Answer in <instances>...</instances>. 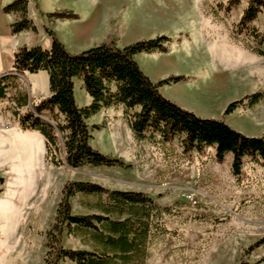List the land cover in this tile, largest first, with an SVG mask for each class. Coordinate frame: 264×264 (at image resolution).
Segmentation results:
<instances>
[{
  "label": "rangeland",
  "instance_id": "obj_1",
  "mask_svg": "<svg viewBox=\"0 0 264 264\" xmlns=\"http://www.w3.org/2000/svg\"><path fill=\"white\" fill-rule=\"evenodd\" d=\"M27 1V17L35 32L23 31L15 49L8 50L3 43L4 58L9 59L10 51L13 55L23 46L49 47L45 29L54 32L72 54L103 42L113 41L121 48L166 36L165 52L135 56L147 76L185 77L160 87V93L197 116L222 120L248 136L263 134L264 55L255 52L258 47L251 37L234 31L247 6L245 0L228 12L224 9L229 0ZM57 10L71 11L75 17L51 20L47 15ZM252 26L263 33L262 17ZM260 49L264 50V42ZM151 57L159 59L148 61ZM5 65L6 61L0 60V68ZM12 72L11 67L8 73ZM32 77L37 80L34 89ZM254 93H261L262 98L248 105L243 99ZM74 94L78 107L91 101L78 80ZM47 95V74L30 76L25 72L0 100V178L4 181L0 264H44L46 234L62 187L71 181L143 193L158 206L142 247L125 262L114 258L111 264H254L264 260V244L255 246L264 236V167L245 161L240 176L234 177L230 154L218 162L210 147L185 154L178 139L169 143L160 142L158 136L136 140L121 106L101 109L87 120L89 143L104 155L120 158L129 169L55 167L45 158L43 137L22 130L16 116L33 110ZM238 100H243L242 104L223 114L228 104ZM100 202L105 203V197L76 195L70 199L71 212L99 215L92 206ZM59 246L98 254L105 250L82 230L64 229Z\"/></svg>",
  "mask_w": 264,
  "mask_h": 264
},
{
  "label": "trees",
  "instance_id": "obj_2",
  "mask_svg": "<svg viewBox=\"0 0 264 264\" xmlns=\"http://www.w3.org/2000/svg\"><path fill=\"white\" fill-rule=\"evenodd\" d=\"M239 1L229 0L224 11L228 12ZM245 1L247 6L234 25V31L251 37L258 47L255 52L263 56L264 50L260 46L264 42V30L259 33L252 23L261 16L264 28V0ZM27 3V0H13L2 8L3 12L18 16L10 25L12 35L27 30L35 32L31 19L27 17ZM47 16L51 20L75 17L68 10H57ZM45 33L50 39L49 47L23 46L14 53L13 72L0 76V100L6 97L7 89L18 75L47 73L48 95L39 100L33 110L16 116L22 130L34 131L43 137L45 158L51 165H66L71 169H129L131 166L120 158L104 155L89 143L91 136L87 120L101 109L121 106L127 126L136 140H153L158 136L160 142L169 143L178 139L185 154L192 151L200 153L210 147L218 162L230 154V170L234 177L240 176L245 161L264 167V132L261 136H248L222 120L197 116L168 100L159 91L160 87L183 81L185 77L171 75L152 82L140 69L135 56L165 52L169 42L166 36L139 40L121 48L113 41L103 42L72 54L54 32L45 29ZM75 80L81 82L82 89L91 99L86 106L78 107L76 104ZM261 98V93H254L243 100L254 105ZM243 100L228 104L223 114L231 113ZM3 183L0 178V193ZM76 195L105 197L106 202L92 206L99 215H73L70 199ZM158 212V206L143 193L109 190L91 182H67L62 187L52 226L46 234L44 264H63L64 261L111 264L114 258L125 262L128 256L142 247L150 232L151 220ZM64 229L89 233L102 244L104 252L63 249L59 241ZM262 244L264 236L255 246Z\"/></svg>",
  "mask_w": 264,
  "mask_h": 264
},
{
  "label": "crops",
  "instance_id": "obj_3",
  "mask_svg": "<svg viewBox=\"0 0 264 264\" xmlns=\"http://www.w3.org/2000/svg\"><path fill=\"white\" fill-rule=\"evenodd\" d=\"M13 0H0V60L2 61L3 59L6 61V65L3 68H0V76L7 74L9 70H11L12 64H13V55L12 52L10 51V55L11 57L8 59L4 58L2 53H1V46L3 45V43H5V45H8V50L10 49H15L14 47L16 46V42L19 39V35L23 34L24 32L17 34V35H12L11 34V27L10 25L16 21L15 18H17L16 14L13 13H5L2 11V8L11 3ZM47 47V46H45ZM7 50V51H8ZM156 59H159V57H151L150 59H148V61L150 60L151 62H154ZM41 72H38L37 74H39ZM47 74L46 72H43ZM37 74H29L30 76H37ZM163 74H148L149 78L151 79L152 82H157ZM33 78V89L35 88V82L37 81L34 77ZM44 78V77H43ZM182 83V82H181ZM184 83V82H183Z\"/></svg>",
  "mask_w": 264,
  "mask_h": 264
}]
</instances>
